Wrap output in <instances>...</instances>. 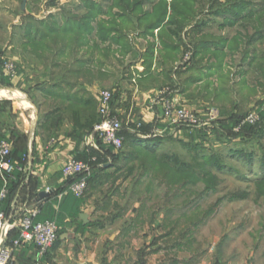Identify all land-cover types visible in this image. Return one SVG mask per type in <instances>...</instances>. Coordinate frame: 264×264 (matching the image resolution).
<instances>
[{
  "label": "crops",
  "instance_id": "0c3cea01",
  "mask_svg": "<svg viewBox=\"0 0 264 264\" xmlns=\"http://www.w3.org/2000/svg\"><path fill=\"white\" fill-rule=\"evenodd\" d=\"M233 38L241 46L237 49L227 45L226 49L219 52L220 57L227 59L221 68L217 64L221 69L217 79L222 74L221 77L227 80L221 87L217 85L212 95H208L211 91H208L209 83L204 84L206 80L200 78L196 83H189V78H186L181 86L175 80L177 71L172 73L175 81L172 80L168 88L173 90L174 99L179 105L198 110L211 106L208 103L211 101L219 109L245 113L256 109L264 101V35L259 36L255 30L251 35ZM145 43L148 44L147 41ZM156 46V59L150 73L155 76L154 80L146 81L149 79L148 73L144 72L146 51H142L143 54L139 55L136 67L132 68L130 74H126V70L122 72L120 65L114 67L113 64L118 62L112 60L101 73L92 71L95 75L92 81L73 74L65 83L58 76L59 70L50 67L45 57L24 47L17 35L7 51L0 49L19 69V75L11 82V86L0 80V138L11 144L15 156L20 153L25 155L21 162L22 178L13 193L9 212L13 220L22 219L30 211H38L40 214L54 200L64 204L68 210L71 209L73 200L62 171L66 162L75 158L85 147L101 153L108 161L93 168L98 173L96 182H100L106 173H115L116 167H124V161L112 166L111 157L100 149L94 131L87 135L78 133L74 113H66L60 130L52 133L41 129L40 119L51 112L53 106L74 105L79 108L85 104L81 100L89 98L94 100V111L98 115L100 95L105 91L103 88L110 87L106 90L119 93L115 112L121 120L129 117L156 127L159 114H153L147 108L153 91L160 89L155 88V82H165L155 69L160 61L159 51L163 49L159 43ZM162 52L165 53L164 50ZM234 53L241 56L236 64L233 61L237 57H231ZM165 65L169 67L166 62ZM230 71H233V75L227 77ZM54 93L66 95L67 99L55 98ZM159 128L163 129L164 126L160 125ZM176 134L180 138L186 137L183 131L166 135ZM101 167L104 170L101 171ZM94 185L89 187L91 193L85 196L78 216H67V225L60 227L59 240L44 258L39 260L34 247L28 245L16 256L18 258L13 264H38L40 261L42 264H52L51 261L58 264H264V245L256 244L251 248L249 258H243V261H240L242 257L238 258L240 252L236 253L235 261H228L223 260L222 253L214 251V248L200 251L198 246L195 247L197 240H193L190 229L185 230L180 237L177 228L165 230L170 224V221L165 222L166 216L168 220L175 218L172 213L156 211L151 214V222L141 223L146 213L141 210L140 198L131 194L123 199L125 205L122 209L125 210L120 215L89 210V204H92L95 197L91 191ZM55 208L58 209V206ZM18 220L14 221L15 227L7 233L8 242L18 233Z\"/></svg>",
  "mask_w": 264,
  "mask_h": 264
},
{
  "label": "rangeland",
  "instance_id": "374dc122",
  "mask_svg": "<svg viewBox=\"0 0 264 264\" xmlns=\"http://www.w3.org/2000/svg\"><path fill=\"white\" fill-rule=\"evenodd\" d=\"M90 1L96 3L100 10L112 8V0H0V49L7 51L16 35L17 37L22 35V26L33 18L43 21L41 24L43 31H48L51 27L75 25V22H70L69 19L71 16L79 19L89 14L86 3ZM218 1L221 6L214 8L213 11H210L212 9L208 0L197 3L194 21L186 27L187 30L180 38L173 41L174 44H179L178 48L181 49L176 53L175 62L172 57L166 55L167 52L159 51L160 61L157 62L155 69L156 72H160L161 79L165 82H155L156 89L171 87L172 80L173 82L178 80V84L182 86L186 78H189V83H196L201 78L207 81L204 84L209 83L208 91L211 93L208 95H212V90L218 88L217 85L221 87L227 80L221 77L222 74L218 78L220 80L217 79L221 70L217 64L225 62L227 58L213 57L214 49H224L226 45L239 49L241 44L233 37L251 35L255 30L259 36L264 35V0L245 2L242 0L243 5L235 8V11H232L233 5L228 4V0ZM236 1L232 0L230 3ZM24 2L25 10L22 8ZM28 11L33 12L32 19H27ZM248 17L255 19L241 20ZM195 24L200 26L201 35L197 34ZM135 31L139 30L129 32L132 37L130 45L123 47V51L128 50L129 59L123 58L124 64H113L116 68L120 65L122 72L126 70V74H130L132 68L136 67L139 55L148 51L151 42L155 46L158 43L162 44L158 39L141 38ZM188 33L190 34L187 35ZM206 39L215 40L214 44L210 45L209 51L194 57L192 53L194 45L197 41ZM146 41L150 42L149 45L145 43ZM223 41L226 42L222 43ZM234 55L235 53L231 57H237L233 61L236 64L241 56ZM155 59L154 55L153 61ZM211 64L215 66L209 71L206 68ZM175 70L177 78L174 80L172 73ZM208 73L211 75L208 76ZM232 75L233 71L226 74L227 77ZM149 77L146 81L155 79L154 75ZM114 84L116 85V82ZM208 103L218 108L211 101ZM122 123L128 128L131 121L126 117ZM138 145V142L133 143L128 139L124 149L122 171L106 173L99 183L92 186L91 191L95 197L92 204H89V210L120 215L125 210L122 209L125 205L123 199L131 194L140 198L141 210L146 213L141 223L151 222V214L156 211L172 213L175 218L168 220L166 216L165 222L170 221L166 231L177 228L180 237L185 230L190 229L193 240H197L195 247L198 246L200 251L214 248V251L222 253L223 260L235 261L233 259L237 257L238 252H240L238 258L242 257L240 261H243V258L247 260L251 248L256 244L264 245V122L252 131L239 135L214 136L201 144H193L189 138H180L176 134L164 138L156 154H149ZM241 152L252 154L254 158L248 161L242 157L241 161L236 155ZM163 154L178 155L182 167H174L173 163L163 158ZM213 162L222 165L223 171L213 168ZM184 181L190 183L183 186ZM89 193L90 188L86 196ZM182 213H186L187 217L180 218ZM22 219L16 220L20 222ZM16 220H13L10 214L6 216L8 225L14 226ZM51 263L58 264L55 261Z\"/></svg>",
  "mask_w": 264,
  "mask_h": 264
},
{
  "label": "trees",
  "instance_id": "16d2710c",
  "mask_svg": "<svg viewBox=\"0 0 264 264\" xmlns=\"http://www.w3.org/2000/svg\"><path fill=\"white\" fill-rule=\"evenodd\" d=\"M201 0H112V8L108 10H100L96 3L92 1L86 3V8L89 10V14L82 18H71L69 21H74L75 25L66 27H51L48 31H43L42 20L32 19V11H28L29 15L26 16L27 19H32L28 21L30 24L23 25L21 33L19 36L23 46L29 47L33 52L40 56L46 58L47 63L50 67L59 70L58 76L60 80L64 83L68 82L73 74L77 76H82L88 81H92L93 76L92 71L102 72L107 64H110L112 60H116L120 64H124L123 59L128 56V50L123 51V47L130 45V39L132 38L129 34L131 30L135 33H139V37L145 39L150 38L152 40H159L162 44V50L167 52L166 55L172 57L174 62L177 60L176 53L181 50L179 44H174V40L180 38L186 27L192 24L196 15V6ZM210 2V8L213 11L214 8L221 6L218 0H208ZM232 0H228V4L233 5L232 11L235 8L241 7L243 1L237 0L236 2L230 3ZM234 1V0H233ZM147 7V9H146ZM98 11V12H97ZM261 16V15H260ZM249 18H242L241 20H249ZM26 19V20H27ZM36 25V26H35ZM195 30L198 35L202 34L200 26H196ZM207 25V24H205ZM262 25V24H260ZM264 26V25H263ZM199 29V30H198ZM134 32V31H132ZM188 33L187 35H189ZM167 40H166V39ZM227 40V39H226ZM215 40L206 39L205 41L196 42L193 48V56H199L201 53L209 51L210 45L214 44ZM223 41L222 43H225ZM150 42H148L149 45ZM221 43V42H217ZM223 45V44H222ZM224 46V45H223ZM155 44L151 42L148 51L146 50L144 55L146 66L145 73L150 76L151 68L153 66V60L155 55ZM227 45L223 47L226 49ZM231 48V47H230ZM223 49H214L213 57L219 58V52ZM3 50H0V52ZM174 52V53H173ZM5 53V52H4ZM218 53V56H217ZM175 54L174 56H171ZM6 55V53H5ZM117 55V56H116ZM7 57V56H6ZM116 57L115 59H113ZM8 58V57H7ZM2 61L0 60V73ZM215 65H210L209 71ZM221 68L222 63L218 65ZM176 71V70H175ZM53 73V71H50ZM97 77V76H96ZM150 78V77H148ZM2 82L7 86H11L13 81L11 78L2 76ZM58 95V96H57ZM55 98L67 99L66 95H61L54 93ZM69 97V96H67ZM119 98V93H114V98L112 101V114L116 115L115 109L117 106V100ZM84 102V106L76 107L74 105L58 107V105L53 106V110L40 119L41 129L51 132L60 130L63 121L65 120L66 113H74V118L77 120L76 127L78 133L80 134H90L94 131L97 124L101 122V117L94 111V100L86 99L81 100ZM219 109V108H218ZM222 113V118L217 122L216 125L211 128L210 132H205L198 130L195 132H190L189 129L182 130L190 142L193 144H201L203 141L214 137V136H224V135H239L247 131H252L257 128L261 123L264 122V101L260 102L259 106L252 111H259L261 115V121L252 126H244L239 132L235 131V128L239 125L241 120L245 118L250 112H230L224 109H219ZM251 111V112H252ZM42 120V122H41ZM138 119L131 118L130 126L124 127L123 135L125 137V144L128 139L131 142H138L139 145L149 154H156L157 148L163 143V139L166 137H171L172 135L148 138V135L154 129L153 124H146L142 120L141 127L137 126ZM159 126V125H158ZM4 138H0V141ZM100 149L106 151V153L111 157L112 166H117L118 163L124 161V149L116 154L114 150L107 147L98 140ZM115 154H114V153ZM238 155L239 159L242 161V157L248 161L252 160L254 156L252 154H243L242 152ZM25 155L22 153L17 156L12 152V160L16 165V169L13 174V180L9 184V195L4 200L0 201V212L4 214H9L13 199V193L17 188L18 182L22 178V160H24ZM163 158L167 162L173 163L174 167L181 168L182 164L178 155L163 154ZM76 160L89 163L92 166L90 176L88 178L89 187L95 183V177L98 174L93 168L95 166L103 165L108 161L99 152H96L90 148L85 147L80 154L75 156ZM244 162V161H243ZM212 167L218 169L222 172V165L217 162L212 163ZM104 168L101 167V171ZM122 170V167H116L115 173ZM195 174V173H194ZM190 182L184 181L183 186ZM194 182L192 181V184ZM3 183L0 179V192L2 190ZM89 189V188H88ZM71 194V193H70ZM87 194V193H86ZM73 200V206L71 209H67L64 204H58L57 200L51 202V204L46 205L35 218V221H55L59 227L66 226L65 220L67 216L72 215L77 217L78 211L84 205V199L75 198L71 194ZM58 206V209L55 208ZM68 211V212H67ZM75 211V212H74ZM192 211V210H190ZM186 218L187 215H182L180 218ZM196 226V225H195ZM19 232L11 237L10 241L17 238ZM15 237V238H14Z\"/></svg>",
  "mask_w": 264,
  "mask_h": 264
},
{
  "label": "built area",
  "instance_id": "2783aa9c",
  "mask_svg": "<svg viewBox=\"0 0 264 264\" xmlns=\"http://www.w3.org/2000/svg\"><path fill=\"white\" fill-rule=\"evenodd\" d=\"M2 61L0 80L2 76L14 80L19 75L18 65L8 59L4 51L0 52ZM114 90H105L99 98V114L101 122L96 125L94 132L97 139L103 145L110 147L116 154L124 149L125 137L123 135L124 125L122 120L112 114V101ZM174 92L170 88L154 90L148 103L151 113L159 114L156 123L164 126L154 127L148 138L162 137L168 132H180L189 129L190 132L202 130L210 132L211 128L222 118L221 111L212 106L192 110L179 105L174 99ZM261 121L260 112H250L241 120L235 131L239 132L244 126L256 125ZM141 127L142 122L136 121ZM12 146L6 140L0 141V179L3 183L0 192V201L9 195V184L13 180L16 165L12 160ZM92 166L89 163L72 158L68 160L63 168L62 174L67 182L69 192L78 199L85 198L89 188L88 178ZM38 211H30L17 225L19 235L13 241H7V233L15 226L7 224L6 214L0 212V264H13L16 256L25 246H33L39 260L44 258L59 240L61 229L55 221H35ZM16 227V228H17ZM38 264H42L41 261Z\"/></svg>",
  "mask_w": 264,
  "mask_h": 264
},
{
  "label": "water",
  "instance_id": "95a60500",
  "mask_svg": "<svg viewBox=\"0 0 264 264\" xmlns=\"http://www.w3.org/2000/svg\"><path fill=\"white\" fill-rule=\"evenodd\" d=\"M23 10H25V8H26V4H25V2H24V4H23ZM43 195H45V194H43Z\"/></svg>",
  "mask_w": 264,
  "mask_h": 264
}]
</instances>
